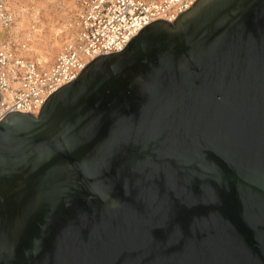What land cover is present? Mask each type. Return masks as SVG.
I'll return each instance as SVG.
<instances>
[{"label":"water","instance_id":"1","mask_svg":"<svg viewBox=\"0 0 264 264\" xmlns=\"http://www.w3.org/2000/svg\"><path fill=\"white\" fill-rule=\"evenodd\" d=\"M0 264H264V0H196L1 117Z\"/></svg>","mask_w":264,"mask_h":264},{"label":"built area","instance_id":"2","mask_svg":"<svg viewBox=\"0 0 264 264\" xmlns=\"http://www.w3.org/2000/svg\"><path fill=\"white\" fill-rule=\"evenodd\" d=\"M13 1L0 0V118L12 111L38 116L46 99L94 58L120 52L153 21L173 22L196 0H55L71 4L75 34L47 67L25 54L32 39L13 30L19 18Z\"/></svg>","mask_w":264,"mask_h":264},{"label":"bare ground","instance_id":"3","mask_svg":"<svg viewBox=\"0 0 264 264\" xmlns=\"http://www.w3.org/2000/svg\"><path fill=\"white\" fill-rule=\"evenodd\" d=\"M13 5L17 8L19 15V18L17 19L13 30L17 32L20 30H23L25 32L27 31L32 39V42L29 44V47L25 51V54L33 59L38 60L45 67L49 66L55 58L53 54L56 51V53H58L63 47L64 43L74 37L75 32L71 22L67 24V30L59 34L65 35L62 36L60 40L57 39L59 35H52L50 39L46 41V38L44 36L45 27L41 23V20L33 18V12L26 10L25 7L20 5V3L13 1ZM26 17H32L30 18V24L28 23L29 20H27ZM32 27L34 28L33 30L31 29ZM46 49H48V51L45 52V54H47V56L45 57L41 55L40 51H44Z\"/></svg>","mask_w":264,"mask_h":264},{"label":"rangeland","instance_id":"4","mask_svg":"<svg viewBox=\"0 0 264 264\" xmlns=\"http://www.w3.org/2000/svg\"><path fill=\"white\" fill-rule=\"evenodd\" d=\"M14 2L20 3L21 6L25 7L26 10L33 12V18L40 19L41 23L45 27V38L46 41L50 39L52 35H59L67 30V24L71 21V4L66 2H58L55 0H14ZM26 17L29 20L30 18ZM64 34L57 37L61 39ZM58 43V42H57ZM55 43V44H57ZM44 51H40L42 56H47ZM57 52V51H56ZM54 53L55 57L57 53Z\"/></svg>","mask_w":264,"mask_h":264}]
</instances>
